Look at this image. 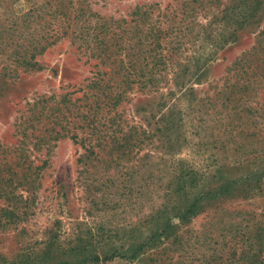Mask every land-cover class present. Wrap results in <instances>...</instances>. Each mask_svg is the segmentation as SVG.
Here are the masks:
<instances>
[{
  "label": "rangeland",
  "instance_id": "obj_1",
  "mask_svg": "<svg viewBox=\"0 0 264 264\" xmlns=\"http://www.w3.org/2000/svg\"><path fill=\"white\" fill-rule=\"evenodd\" d=\"M106 40L114 91L134 81L99 112L112 124L92 126L106 136L101 150L77 91L101 63L81 52ZM263 41L264 0H0V179L32 176L8 193L20 218L0 229V264L237 258L264 228ZM21 44L35 66L13 62ZM249 52V74L236 79ZM112 138L124 146L111 150ZM181 174L200 195L184 221ZM236 179V197L209 191Z\"/></svg>",
  "mask_w": 264,
  "mask_h": 264
},
{
  "label": "trees",
  "instance_id": "obj_2",
  "mask_svg": "<svg viewBox=\"0 0 264 264\" xmlns=\"http://www.w3.org/2000/svg\"><path fill=\"white\" fill-rule=\"evenodd\" d=\"M156 33L153 36L157 38ZM49 37L50 36H48V38ZM48 38L46 37L45 41H47ZM26 48L27 47L26 46L24 47V45L22 44L17 45V48L15 49V51L16 53L17 52L18 53L14 54L13 62L17 63L18 65H22L23 67L24 66L25 67L35 66L36 62H32L36 57L34 47L30 48L29 50H27ZM109 48L110 46L108 45V41L106 40V41H101L100 44L97 43L95 52H93L91 49H89L88 52H85L86 50L83 53L81 52V54L85 56L88 55L89 57L98 58L101 56V63L99 62L100 68H98L97 72L94 73V76L91 78L89 84L86 86H83V88H79L77 91V92H82L81 97L78 98V100L82 102L81 107L83 108L81 120L85 125L89 124L91 126L92 133H93L92 135L95 137L94 138L95 141H97L96 145L97 147H100L101 150H102V145L100 141H105L106 136L103 134L102 129L99 130V128L92 127V126L95 124H99L101 119H104L107 123H109V125L112 124L111 119L106 120L105 118H101V117L98 118L99 112L105 109L106 113H108L110 110L109 109L107 110V107H109L110 105L114 107L117 106L119 102L124 98V93H125L124 86L132 85L133 83L132 81H134L133 79H131V76H128V77L125 76L126 79L124 78L120 81L122 84L121 90L119 92L114 91V88H113L114 85L112 81V68H110L112 63H108V61L112 58L113 52ZM255 51H256V48H253V53ZM251 52L247 53L245 56L241 58V63L238 68V74L235 77L236 79H240L242 75L249 74L247 70H249L250 67L247 69H244V68L248 64L247 62L249 61V57L252 55ZM92 66L97 68L98 64H94ZM248 66H251V65H248ZM253 73L254 72L252 73L250 72L251 75ZM257 75L258 74H256V76ZM261 75H264V70ZM236 82L238 81L237 80L235 81V83L233 84L234 86L236 85ZM93 90H95V92ZM221 93L227 94L226 92H221ZM231 93L232 92H230V94ZM226 101H229V103L232 102L231 99H226ZM233 108L235 107L233 106ZM77 116L79 117L80 115L77 114ZM72 139H74V141L76 142L75 136H73ZM122 139L124 138H112L110 140V142L113 143L111 150L114 148L119 149L121 146H124L121 144ZM104 144L106 146V143L103 142V147H104ZM87 152L90 156L92 155L98 156L97 153L89 151V149H87ZM7 168L8 169L5 170V172L11 175V170H12L11 167L7 166ZM262 174L264 175V170L262 171ZM183 175L184 174H181L179 178L177 177V179H175L177 183L174 186L176 187L175 190H177L179 194L180 192H182V194L180 195V201L178 202L179 206L176 208V211H178L177 218L180 219L181 221H184L187 216H191L195 214V211L197 212L196 209L198 205H200L198 204V201L200 200V195L191 198V195L185 192V189L187 187L193 186L192 177L185 176L184 178ZM15 176L17 177V174ZM31 177H32L31 175H27L26 172L24 171V173H22L18 178L13 179L12 177H9L5 181L0 179V190L3 192L4 198H6L8 202L10 203V206L6 204V207H0V229L1 230L5 229L6 225H9V224L11 225L14 222V218H18V219L20 218V216H15V215H20V214L13 209L15 203L12 201V199L14 197H12L11 199L9 198L8 193L11 191V187H13L12 191H14L16 187L18 186L24 188L26 185L30 184V182L32 181ZM248 181H250V178L242 179V182L245 183L243 185L250 190L251 188H249V185H246ZM259 181H257V185L255 184L254 187L252 188L258 187L260 184ZM237 185H242V184L239 183L236 179L235 181L225 180L219 186H217L215 181H212V184L208 185V187L211 188L209 191L213 189L219 192H225L226 195L228 196L236 197L238 194H236L235 186ZM180 206H183V210H184L183 212H180ZM3 218L8 219V221L6 222L7 224L3 222ZM167 227H168V224L164 225L162 232L166 230ZM255 239L256 240L254 243L250 244L249 246L244 247L238 253L237 258H236L237 253L234 250L231 256L227 259V261L224 262V264H262L263 261L260 259V255L262 253V250L264 249V248L261 249V246H263L264 244V228L256 229ZM128 249H130L129 258L135 259L137 256L136 250L133 247L131 248V246L127 248V251ZM214 261L215 259L212 260V262Z\"/></svg>",
  "mask_w": 264,
  "mask_h": 264
}]
</instances>
